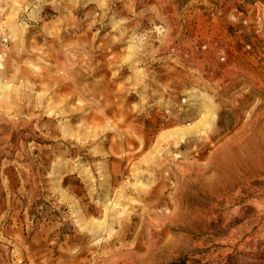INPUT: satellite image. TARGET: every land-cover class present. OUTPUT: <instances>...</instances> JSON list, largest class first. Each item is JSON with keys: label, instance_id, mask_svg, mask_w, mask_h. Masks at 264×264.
I'll return each instance as SVG.
<instances>
[{"label": "rangeland", "instance_id": "1", "mask_svg": "<svg viewBox=\"0 0 264 264\" xmlns=\"http://www.w3.org/2000/svg\"><path fill=\"white\" fill-rule=\"evenodd\" d=\"M0 28V264H264V0H0Z\"/></svg>", "mask_w": 264, "mask_h": 264}, {"label": "bare ground", "instance_id": "2", "mask_svg": "<svg viewBox=\"0 0 264 264\" xmlns=\"http://www.w3.org/2000/svg\"><path fill=\"white\" fill-rule=\"evenodd\" d=\"M91 1V0H88ZM15 7L17 8V4H15ZM38 11V7H35L34 10L31 12L32 17H34L36 15V12ZM17 15L14 14L12 17V32H13V36L17 37L18 34L16 33L17 31H19V33L24 34L27 31V26H25V24H20L17 23L16 21ZM17 30V31H16ZM0 32H1V28H0ZM131 45V49L136 47V42L134 41H130ZM3 56L0 55V61H2ZM1 79V78H0ZM42 84H45L44 78L42 77ZM10 89V86L5 85L4 83H2V81L0 80V96L4 97L7 90ZM196 98V105L198 106L199 112H200V119L198 122L194 123V124H190L187 126H184L182 128H178L176 130L172 131V136L173 137H178L182 143H184L187 138L189 136H191V134H193L194 132L198 131L199 128L201 127H210L212 121L215 118V106L213 105L212 101L206 97L205 95H202L201 97H199L197 99ZM225 173H227L228 176H231L235 173V171L233 170H227ZM102 206L105 208L106 214H105V220L104 222H102L99 226H105V224L107 223V221H109V219H112V217L114 216L113 211H116V207L117 205H114L112 203H108V201H103L101 202Z\"/></svg>", "mask_w": 264, "mask_h": 264}, {"label": "built area", "instance_id": "3", "mask_svg": "<svg viewBox=\"0 0 264 264\" xmlns=\"http://www.w3.org/2000/svg\"><path fill=\"white\" fill-rule=\"evenodd\" d=\"M2 61H0V63H1Z\"/></svg>", "mask_w": 264, "mask_h": 264}]
</instances>
